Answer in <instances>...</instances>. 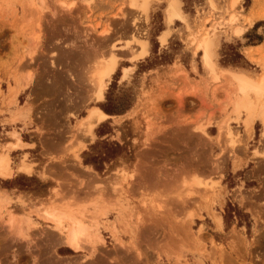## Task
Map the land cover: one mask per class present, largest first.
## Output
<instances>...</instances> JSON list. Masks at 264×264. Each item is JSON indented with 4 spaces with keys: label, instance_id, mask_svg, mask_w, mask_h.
Returning a JSON list of instances; mask_svg holds the SVG:
<instances>
[{
    "label": "rangeland",
    "instance_id": "374dc122",
    "mask_svg": "<svg viewBox=\"0 0 264 264\" xmlns=\"http://www.w3.org/2000/svg\"><path fill=\"white\" fill-rule=\"evenodd\" d=\"M171 1L0 0V114H8L0 119V154L9 153L11 169L0 175L8 179L0 186L34 204L17 215L8 207L13 198L0 190V264H264L262 93H242L228 73L264 72V42L244 50L261 67L257 75L241 69L258 67L239 49L256 34L264 37V26L250 28L264 12L253 4L243 14L246 0H174L179 16L167 23ZM206 34L215 74L195 46ZM159 55L162 64L144 70L147 58ZM113 56L115 70L98 99L91 72ZM111 83L116 94H133L123 114L99 106ZM245 101L252 105L248 132ZM91 107L107 117L88 131L81 119ZM107 120L110 138L128 144L131 159L120 157L100 173L83 164L81 151L99 139L96 128ZM32 124L42 133L32 160L40 158L39 148L59 145L60 159L49 165L59 174L52 188L53 182L26 176L36 172L27 152L17 163L33 169L15 171L11 149L25 145L21 135L30 138L25 129ZM19 173L26 175L14 177ZM228 203L248 226L234 219L226 228ZM51 205L60 222L39 213ZM66 212L87 228L82 249L60 242L71 223Z\"/></svg>",
    "mask_w": 264,
    "mask_h": 264
},
{
    "label": "bare ground",
    "instance_id": "6f19581e",
    "mask_svg": "<svg viewBox=\"0 0 264 264\" xmlns=\"http://www.w3.org/2000/svg\"><path fill=\"white\" fill-rule=\"evenodd\" d=\"M168 5L169 6L166 8V17H167V23H170L172 21L173 16H175V17L179 16V6L177 5V2L174 1V0L171 1V3L168 4ZM37 35H34V36H36L38 38ZM27 39L29 40V37L26 38L25 40L27 41ZM160 39H161V41H164L165 40V36L161 35ZM38 40H39V38H38ZM38 40H37V43H38ZM20 41H21V39H20ZM21 43L19 42L20 45H21ZM28 43H30V42H28ZM28 43H27V45H28ZM35 43H36V41H35ZM195 46H196V49H202V63H203V65L210 72L215 74L213 72L214 71V66H213V63H212L213 49H212L211 38L206 34V35H204L202 37V39L197 41ZM143 48L144 47L142 46V49ZM115 67H116V59L113 56V57H111L110 60L109 59H108V61L106 60V63L105 62L102 63V62L99 61L97 63V65H96V67L92 70L91 75H90V82H91V85H92V88H93V93H94L96 98L101 99L103 97V90H104V88L106 86V83L108 81L107 78H109L111 76V74L114 72ZM126 69H127V67H124V70H126ZM228 73L233 75V77L237 81L239 89L242 91V93L243 92L247 93V91H252L256 96H258V95H260L262 93L260 99L263 101V104H262L263 106H262V112H261L262 114H260V115H262L261 117L264 118V95H263V92H264V77H260V79L258 81H256L253 78H251L248 75H246L244 73H241V72H228ZM12 88H14L12 90V92L13 91L14 92L17 91V89H15L16 87H12ZM242 102H244V101H242ZM240 105L241 106L243 105L244 108L248 112V116H247V118L245 120V122H246L245 127L247 126L246 127L247 128L246 132H248V128L250 129V125H251V123L253 121V118H252V115H251L252 114V111H251L252 110V105L250 103L246 102V101H245V103H242ZM19 112H20V110H19ZM105 117H107V114L104 113L100 108L91 107V108H89L88 113L84 117H82V119H81L82 121L81 122H82V124L85 125L86 130L90 131L92 126H93V124L95 123V121H100V120L104 119ZM15 137L18 140L17 143L20 142L19 137L17 135ZM17 143H16V145H19V143L18 144ZM16 145L14 143V145L13 144L10 145V148L14 147ZM262 155H264V154H262ZM19 169H22V170H24L26 172H30L32 167L29 164H26L25 162H21V164L19 165ZM10 173H11V169H10V167L8 165V155L6 153H4V154L1 153L0 154V175L7 176ZM52 208H53L52 205H51V207L45 206V207L42 208L43 212L39 211V213H41V214L43 213V217L44 216L47 217V218L48 217L49 218L53 217V219L58 220L59 216H57L58 214H55V210L52 209ZM66 214H67V212L63 213L62 215L64 217L65 216L66 217L69 216V218L68 217L67 218L71 219V223L69 225V228H68L66 234L64 235L63 238H61L60 242H64L65 244H67L73 250L82 249L83 248V235H85L87 228L80 221H77L76 219L71 218L70 215H69L70 214L69 212H68L67 215ZM14 217H16V215L11 213L10 214V218H9V222L10 223H12ZM58 221L60 222V219ZM216 221H218V220L216 219ZM26 222H27V220H26Z\"/></svg>",
    "mask_w": 264,
    "mask_h": 264
},
{
    "label": "trees",
    "instance_id": "16d2710c",
    "mask_svg": "<svg viewBox=\"0 0 264 264\" xmlns=\"http://www.w3.org/2000/svg\"><path fill=\"white\" fill-rule=\"evenodd\" d=\"M246 2H248V0H246ZM258 25L259 23L254 24L253 28L256 29ZM246 36L248 37L249 34L246 33ZM263 38V36L256 34L255 41L249 39V42L247 43H258ZM234 54L236 58H233L231 62L236 63L238 61L237 57H239V54ZM163 59L162 55L154 56V58H147V64L144 70L153 68V66L157 64H162ZM138 71L139 70H137V72ZM115 88L116 84L111 83L108 91L105 94L104 102L99 105L100 108L109 115L123 114L131 107L134 100L133 94L132 96L127 93L116 94L114 92ZM108 122L109 120L105 121V123L101 122L99 124V126L96 128V133L99 139L92 143L89 146L88 150L82 151L83 164L90 165L95 171L100 173L106 171L108 168H112V166L116 163L115 161L120 157L128 156L129 159H131V151L127 150L128 144H126L125 142L123 144H120L118 141L110 138V136L113 134V131L112 127H109ZM223 218L226 228L229 227L230 223L234 219L237 220L238 225L242 224V222L244 221L246 222L247 226L249 225L246 215L241 213L236 206H233L230 203L227 204L224 210Z\"/></svg>",
    "mask_w": 264,
    "mask_h": 264
},
{
    "label": "crops",
    "instance_id": "0c3cea01",
    "mask_svg": "<svg viewBox=\"0 0 264 264\" xmlns=\"http://www.w3.org/2000/svg\"><path fill=\"white\" fill-rule=\"evenodd\" d=\"M243 1L244 0H242L241 1V3H243ZM257 3V4H256ZM253 4H254V6H255V9H262V11L264 12V0H257V1H255V0H248V3H247V5H245V6H243V14H245V15H249V10H250V8L253 6ZM256 23H259L260 24V26H264V16L262 17V16H257V17H255L254 18V20H253V25L252 26H250V28H252L253 26H254V24H256ZM249 28V29H250ZM248 29V30H249ZM248 30H246V31H248ZM242 31V30H241ZM245 31V32H246ZM245 32L243 33V34H245ZM242 34V35H243ZM241 35V36H242ZM262 42H264V38L260 41V42H258V43H247V42H241L240 43V47H239V49H240V52L243 54V56L245 57V59L249 62V63H251L252 65H254L257 69V71L255 72V73H252L251 71H249L248 69H245V68H243V67H241V69H243V70H245V71H247L248 73H250V74H255V75H257L258 73H260V71L262 70L261 69V67L259 66V65H257L256 63H254V62H251L246 56H245V54H244V50L246 49V48H248V47H251V49H252V51H256L257 49H259V47L261 46V43ZM260 44V45H259ZM255 56H257L258 54L257 53H255L254 54ZM232 71V70H231ZM234 72H237V71H234ZM238 72H241V71H238ZM244 73V72H243ZM248 75V74H247ZM264 75V72L263 73H261L257 78H253V77H251V78H253V79H257L256 81H258L259 79H260V77H264L263 76ZM249 76V75H248ZM0 119H2V118H5V119H7V116H8V114H6V115H1L0 114ZM2 123V122H1ZM4 123L7 125L8 124V122L5 120L4 121ZM257 122H255L254 123V126H253V129H255V124H256ZM21 128V127H20ZM25 130H27V131H29L30 132V138H28V139H26L25 137H23L22 135H21V137H22V139L24 140L23 142H22V140H21V143L24 145L23 147H21L20 146V148L19 147H15V148H13V149H11V150H14V151H12L11 152V156H13V154H15L16 156H18V159L16 160V161H14L15 163H17L18 162V160L20 159V157H21V155H22V153L23 152H27V154H28V159L31 161V162H34L35 163V170H36V172H34L32 175H26V174H22V173H19V174H16L14 177H16V176H18V175H26V176H29V177H32V176H36L37 178H39L40 180H43V181H46V182H53L52 184V186H51V188L53 187V186H55L57 183H56V181L54 180V178L52 177V175H56L57 177H58V172L57 171H55V172H52L51 170H49V165L50 164H52V163H56L57 161H59V156H58V154H59V145L57 144L56 146H54V147H51V148H48V149H45V148H42V149H40L39 148V150L36 152L39 156H40V160L41 161H39V159L37 160V159H34V160H32L31 158H30V155L33 153V151L39 146V137L40 136H42V133L41 132H39L38 130H37V128L36 127H34V125L32 124V127L30 128V129H25ZM5 132H7V130H5ZM8 139H10V137H8ZM7 139V140H8ZM6 141V140H5ZM5 141H3L2 143H4ZM33 144V145H32ZM51 151V152H53L54 154L52 155V157L51 156H48L47 154H46V152L47 151ZM83 151V150H82ZM81 151V152H82ZM80 152V153H81ZM8 156H9V153H8ZM21 163L19 162V163H17V165H16V170L15 171H21V172H23V170H20L19 169V165H20ZM70 164V163H69ZM32 167V169H33V166H31ZM46 172L47 174L46 175H42V173L43 172ZM16 172H13V175L15 174ZM11 175V174H10ZM4 177V176H3ZM0 179H2V178H0ZM9 179H12V178H9ZM2 180H8V179H2ZM51 188H50V191H51ZM0 190H3V191H5L8 195H10L12 198H13V200H12V202L9 204V208L10 209H12V211L15 213V214H17V215H19V214H26V213H28L29 211H30V208L34 205V204H32V205H29L27 202H26V200H29V197H27L24 193H22L21 191H17V189L16 190H13V189H9V188H6V187H2V186H0ZM21 198L25 203H26V206H23L19 201H17L16 199L17 198ZM40 202V201H39ZM35 204H38V203H35ZM4 212V211H3ZM13 213V214H14ZM17 217V216H16ZM7 218V215L5 214V216L3 217V220L5 221V219ZM14 220V219H13ZM13 222V221H12Z\"/></svg>",
    "mask_w": 264,
    "mask_h": 264
},
{
    "label": "water",
    "instance_id": "95a60500",
    "mask_svg": "<svg viewBox=\"0 0 264 264\" xmlns=\"http://www.w3.org/2000/svg\"><path fill=\"white\" fill-rule=\"evenodd\" d=\"M115 116V115H114Z\"/></svg>",
    "mask_w": 264,
    "mask_h": 264
}]
</instances>
